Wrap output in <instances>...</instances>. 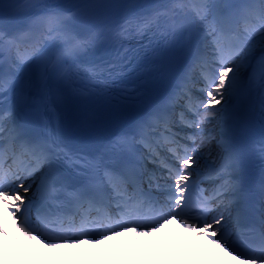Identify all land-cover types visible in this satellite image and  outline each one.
<instances>
[{"label": "snow or ice", "instance_id": "6c2138e0", "mask_svg": "<svg viewBox=\"0 0 264 264\" xmlns=\"http://www.w3.org/2000/svg\"><path fill=\"white\" fill-rule=\"evenodd\" d=\"M153 75L166 86L126 130L67 134L70 100ZM124 236L129 258L85 264H142L140 238L169 264H264V0L0 3V264H81Z\"/></svg>", "mask_w": 264, "mask_h": 264}, {"label": "bare ground", "instance_id": "6f19581e", "mask_svg": "<svg viewBox=\"0 0 264 264\" xmlns=\"http://www.w3.org/2000/svg\"><path fill=\"white\" fill-rule=\"evenodd\" d=\"M171 230L173 232L178 231L175 228V226H172ZM129 239H130L129 236H124L120 239L107 242L106 244L101 245L100 248L98 249H93L92 252L96 253L95 255L89 253H83L78 258L69 257V259L72 260L79 259L81 261V264H85V262L89 260L99 261L102 259H113V260L126 259L129 258V256L132 254V249L136 247V245H131L128 243ZM156 239L158 241H163V235L157 234ZM139 244L141 246V253L143 255L142 264H156L158 257L163 261V264H169L170 261L181 258L180 253L177 252L169 253L163 243H161V250H158L155 245L149 246L148 238H140ZM145 248H147L146 252H145ZM56 258L58 260L61 259V254L57 253Z\"/></svg>", "mask_w": 264, "mask_h": 264}]
</instances>
